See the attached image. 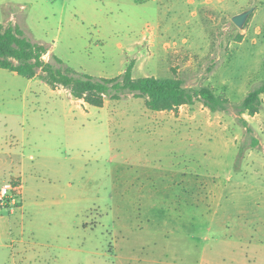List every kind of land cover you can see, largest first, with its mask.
I'll list each match as a JSON object with an SVG mask.
<instances>
[{
    "label": "rangeland",
    "instance_id": "rangeland-1",
    "mask_svg": "<svg viewBox=\"0 0 264 264\" xmlns=\"http://www.w3.org/2000/svg\"><path fill=\"white\" fill-rule=\"evenodd\" d=\"M0 23L61 69L110 78L131 64L134 78L230 102L160 112L125 92L97 107L0 68V188H17L0 204V264H204L205 250L232 249L216 244L234 240L238 209L264 210V95L254 115L237 110L264 82V0H0ZM225 208L205 241L207 215Z\"/></svg>",
    "mask_w": 264,
    "mask_h": 264
},
{
    "label": "trees",
    "instance_id": "trees-1",
    "mask_svg": "<svg viewBox=\"0 0 264 264\" xmlns=\"http://www.w3.org/2000/svg\"><path fill=\"white\" fill-rule=\"evenodd\" d=\"M237 40L241 36H236ZM46 48L23 35L17 26H4L0 23V68L13 71L19 75L33 78L39 76L53 89L58 86L69 90L71 96L83 102L101 107L105 99L118 100L122 93L129 92L144 99L145 107L151 111H172L181 105H193L200 101L211 112L225 110L230 103L225 97L214 93L208 86L188 89L179 78H158L145 76L134 78L129 64L126 70L115 77H93L79 73L71 68L61 69V60L53 56L45 61ZM264 82L249 90L237 105L240 115H254L262 104ZM247 127V121L241 117ZM255 146L258 142L253 139Z\"/></svg>",
    "mask_w": 264,
    "mask_h": 264
},
{
    "label": "crops",
    "instance_id": "crops-1",
    "mask_svg": "<svg viewBox=\"0 0 264 264\" xmlns=\"http://www.w3.org/2000/svg\"><path fill=\"white\" fill-rule=\"evenodd\" d=\"M219 1V0H218ZM212 2V0H204V4ZM81 101L80 99H78ZM163 112V111H160ZM257 144L255 145V147ZM250 148L248 151H252L254 146L250 145ZM259 147L263 148L264 152V144L258 145L256 149H259ZM261 157V156H260ZM264 158V155H263ZM264 164V161H262ZM208 181V180H206ZM205 183V182H204ZM207 184V182L205 183ZM205 187V185H204ZM258 189V188H257ZM208 190V189H207ZM259 191L264 193V186H260ZM204 198L208 199H216L219 200L221 197L220 193L216 192H207L204 191ZM250 194V193H249ZM243 196H247V194H242ZM263 199V198H262ZM226 209V208H225ZM204 212H207L204 211ZM230 211L228 209L222 210L221 213L219 212V209H214L211 211L210 214H204L209 217L208 224L205 226L204 229V240L207 241L205 232L212 230L213 228H216L219 224L222 226L227 223L225 219H221L220 216H229ZM263 214V217H262ZM237 219L235 220L238 225H240V228H236L231 233L235 236L234 240H228L226 237L222 239V243L220 240V243H217L216 245H222L223 248H231L230 251L227 250H212L204 251V264H207L210 262V259H218V261H224L226 257L230 260L232 264H250L252 263H259L260 261L257 259H260L264 255L263 250L260 249V247H264V210L261 213V211L257 210H245L239 208L237 213L235 214ZM214 240L218 242L219 239L213 237ZM250 251V253H248ZM210 253L212 255H210ZM213 254H216L215 256ZM216 257V258H215ZM216 259V260H217ZM253 259V260H251ZM256 262H255V261Z\"/></svg>",
    "mask_w": 264,
    "mask_h": 264
},
{
    "label": "water",
    "instance_id": "water-1",
    "mask_svg": "<svg viewBox=\"0 0 264 264\" xmlns=\"http://www.w3.org/2000/svg\"><path fill=\"white\" fill-rule=\"evenodd\" d=\"M253 7L247 8L231 17V21L238 27L243 28L244 23L248 19Z\"/></svg>",
    "mask_w": 264,
    "mask_h": 264
},
{
    "label": "built area",
    "instance_id": "built-area-1",
    "mask_svg": "<svg viewBox=\"0 0 264 264\" xmlns=\"http://www.w3.org/2000/svg\"><path fill=\"white\" fill-rule=\"evenodd\" d=\"M10 189H14L16 190V187H13L11 184L6 183L4 185L1 186L0 188V204L3 203V200H5L7 198V192ZM14 203V200H11Z\"/></svg>",
    "mask_w": 264,
    "mask_h": 264
}]
</instances>
